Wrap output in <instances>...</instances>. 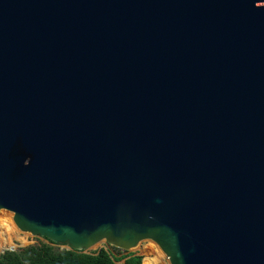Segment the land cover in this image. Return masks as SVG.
Segmentation results:
<instances>
[{
    "label": "water",
    "instance_id": "obj_1",
    "mask_svg": "<svg viewBox=\"0 0 264 264\" xmlns=\"http://www.w3.org/2000/svg\"><path fill=\"white\" fill-rule=\"evenodd\" d=\"M2 209L76 250L264 264V0H0Z\"/></svg>",
    "mask_w": 264,
    "mask_h": 264
},
{
    "label": "trees",
    "instance_id": "obj_2",
    "mask_svg": "<svg viewBox=\"0 0 264 264\" xmlns=\"http://www.w3.org/2000/svg\"><path fill=\"white\" fill-rule=\"evenodd\" d=\"M48 239L37 244L6 250L0 254V264H142V259L152 255L143 250L144 257L136 252H123L121 248L106 244L97 250L86 251L59 248Z\"/></svg>",
    "mask_w": 264,
    "mask_h": 264
},
{
    "label": "rangeland",
    "instance_id": "obj_3",
    "mask_svg": "<svg viewBox=\"0 0 264 264\" xmlns=\"http://www.w3.org/2000/svg\"><path fill=\"white\" fill-rule=\"evenodd\" d=\"M14 213L7 209H2L0 211V254L4 250L8 249H17L21 246H27L30 244H37L41 241H46V238L34 235L31 232H24L22 231L14 221ZM108 244L107 242H101L96 244L90 249L86 251H93L97 250L100 246ZM59 248H68L67 244H57ZM156 250H155V249ZM150 250L152 251V255L157 253V249H160L164 256L160 254V263L159 264H170L169 258L166 253L162 250L160 245L152 240V239H145L139 242V244L130 250H123V252H136L141 254L144 257L143 250ZM158 255V253L156 254ZM151 256V255H150ZM143 261V259H142Z\"/></svg>",
    "mask_w": 264,
    "mask_h": 264
},
{
    "label": "bare ground",
    "instance_id": "obj_4",
    "mask_svg": "<svg viewBox=\"0 0 264 264\" xmlns=\"http://www.w3.org/2000/svg\"><path fill=\"white\" fill-rule=\"evenodd\" d=\"M157 253H158V255H156ZM157 253L153 254L151 256L144 257L143 261H142V264H159L160 263V258H161L160 254H161V256L162 255L164 256V254L162 253V251L160 249H157ZM161 260H162V258H161Z\"/></svg>",
    "mask_w": 264,
    "mask_h": 264
}]
</instances>
